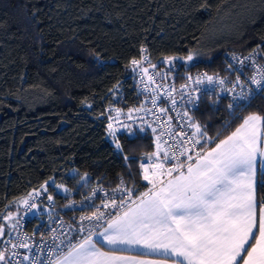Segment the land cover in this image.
I'll use <instances>...</instances> for the list:
<instances>
[{
	"label": "trees",
	"instance_id": "trees-1",
	"mask_svg": "<svg viewBox=\"0 0 264 264\" xmlns=\"http://www.w3.org/2000/svg\"><path fill=\"white\" fill-rule=\"evenodd\" d=\"M144 47L148 67L177 80L223 73L228 50L257 47L264 58V0H0V254L5 216L19 218L26 196L47 180L73 190L89 174L142 198L152 183L141 161H171L151 127L113 130L106 118L113 103L127 113L139 105L131 60ZM229 105L226 98L201 101L195 119L205 124L203 148L246 115L264 116L260 99L242 109ZM55 195L62 203L76 198ZM255 197L264 205V169Z\"/></svg>",
	"mask_w": 264,
	"mask_h": 264
},
{
	"label": "built area",
	"instance_id": "built-area-1",
	"mask_svg": "<svg viewBox=\"0 0 264 264\" xmlns=\"http://www.w3.org/2000/svg\"><path fill=\"white\" fill-rule=\"evenodd\" d=\"M133 60L138 63L133 64ZM149 62L150 54L145 47L141 48L137 58L131 60L137 68L133 78L136 93L140 96L137 108L127 113L113 103L106 109L107 122L113 130L128 126L136 130L151 127L165 154L176 165L185 166L205 150L199 138L205 124H199L195 114L206 96L216 102L226 98L231 108L236 109L250 106L255 99L264 103V93L258 91L252 81L255 77L264 83V58L257 47L246 52L225 51L223 73L194 71L180 80L163 69L149 68ZM206 76L213 78L211 83ZM197 77L201 83H197ZM121 94L120 87L114 89L116 98ZM142 165L148 168L149 175L155 171L152 167L155 163L150 159L141 161L140 167ZM141 170L144 174L143 167ZM56 193L61 196L76 194V198L62 203ZM139 199L128 187L107 186L92 180L89 174H84L73 190L49 179L30 192L23 215L3 239L4 264H53ZM69 206L73 209L70 210ZM93 213L99 219H81Z\"/></svg>",
	"mask_w": 264,
	"mask_h": 264
},
{
	"label": "snow or ice",
	"instance_id": "snow-or-ice-1",
	"mask_svg": "<svg viewBox=\"0 0 264 264\" xmlns=\"http://www.w3.org/2000/svg\"><path fill=\"white\" fill-rule=\"evenodd\" d=\"M172 59L175 58H169ZM186 59L191 61L193 56ZM206 79L211 83L213 78L206 76ZM252 81L264 93V83L255 77ZM197 83H201L199 77ZM262 125L264 117L249 115L214 149L204 156L197 154L195 165H187L186 173L180 171L166 184L161 179V165L152 166L155 169L152 175L142 165L143 179L150 181L152 188L143 194L135 208L94 235H100L110 245L162 250L183 257L186 264H264V208L257 226L254 197L256 160L258 155L264 156V148L260 147ZM174 170H167L169 177ZM94 218L99 219L96 213L81 217ZM253 229H257L258 235L253 234ZM250 240L255 242L246 248ZM2 259L4 256L0 254ZM57 264H165V261L104 252L89 237Z\"/></svg>",
	"mask_w": 264,
	"mask_h": 264
},
{
	"label": "crops",
	"instance_id": "crops-1",
	"mask_svg": "<svg viewBox=\"0 0 264 264\" xmlns=\"http://www.w3.org/2000/svg\"><path fill=\"white\" fill-rule=\"evenodd\" d=\"M252 114H256V115H259L261 117H264L263 115L258 114V113H250V114L246 115L245 118H247L249 115H252ZM244 119L229 134H227L226 136L222 137L221 139H219L218 141H216L212 145L206 147L205 150L203 151V153L200 156L206 155L207 152H209L210 150L214 149L216 147V145L221 140L226 139L228 136H230L236 130V128H238L243 123ZM260 147L264 148V125H262V130H261ZM196 159L193 160V161H190V162L189 161L186 162V164H185V166L183 168H177L176 164H174L173 162L168 161V160L160 162L161 164H159V162H158V164L162 166L161 179L166 184L169 179H173L177 175H179L180 171H184L186 173L187 165H189V164L195 165ZM170 168L171 169H175L172 172V176L171 177H169L168 174H167V170L170 169ZM263 169H264V156L258 155L257 156V160H256V166H255V186L254 187H256L258 171L263 170ZM254 197H255V192H254ZM142 198H140L133 206H131L130 208H128L124 212H127L131 208H135L136 205L139 204V202H140V200ZM262 208H264V205H261L258 208L256 197H255V217H256L257 226L259 225L260 216H261V209ZM124 212H122L121 214L116 216L114 219H116L119 216H122ZM114 219H112V220H114ZM109 223L106 224L102 229L97 231L95 234L103 232L106 228H108ZM253 234L254 235H258L257 229H253ZM86 239H88V238H86ZM91 239L96 244V247L99 248L101 251H104V252H114V253H116L118 255L132 256V257H136L137 259L162 260V261H165V264H176L177 261L183 262V257H175L171 253H165L162 250L153 251V250L144 248L143 246H139V245H126V244L110 245L107 242H105L100 235H93V236H91ZM82 242H80V243H82ZM254 242H255L254 240H250L249 244L245 245V247L248 248L249 245L254 244ZM68 252L65 253L64 255L60 256L53 264H57V261L63 260V258L68 254ZM183 264H186V262H183Z\"/></svg>",
	"mask_w": 264,
	"mask_h": 264
},
{
	"label": "rangeland",
	"instance_id": "rangeland-1",
	"mask_svg": "<svg viewBox=\"0 0 264 264\" xmlns=\"http://www.w3.org/2000/svg\"><path fill=\"white\" fill-rule=\"evenodd\" d=\"M220 26V25H219ZM217 27V24H215L214 25V29H212V30H210L209 32H208V35H214V30H215V28ZM155 141L157 142V144H156V149H158L159 150V148L161 147L160 146V143L158 142V140L157 139H155ZM161 162V161H160ZM155 163V165H157L156 164V162H154ZM159 164H161V163H159ZM30 194V193H29ZM29 194L26 196V198L24 199V201H23V208H24V205H25V203L27 202V200H28V197H29ZM24 211V210H23ZM24 213V212H23ZM23 213H22V215H23ZM21 215V216H22ZM21 216L19 217V218H16L17 217V213H9V214H7L6 216H5V218H4V223H5V227H6V229L8 230V232H7V234H9V232L15 227V225H16V223L18 222V220L21 218ZM3 234H4V230L2 229L1 231H0V238L3 236Z\"/></svg>",
	"mask_w": 264,
	"mask_h": 264
}]
</instances>
